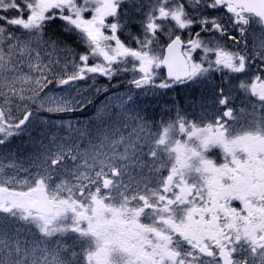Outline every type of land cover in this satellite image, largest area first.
Wrapping results in <instances>:
<instances>
[{
	"label": "snow or ice",
	"instance_id": "1",
	"mask_svg": "<svg viewBox=\"0 0 264 264\" xmlns=\"http://www.w3.org/2000/svg\"><path fill=\"white\" fill-rule=\"evenodd\" d=\"M0 264H264V0H0Z\"/></svg>",
	"mask_w": 264,
	"mask_h": 264
},
{
	"label": "flooded vegetation",
	"instance_id": "2",
	"mask_svg": "<svg viewBox=\"0 0 264 264\" xmlns=\"http://www.w3.org/2000/svg\"><path fill=\"white\" fill-rule=\"evenodd\" d=\"M71 242V241H70Z\"/></svg>",
	"mask_w": 264,
	"mask_h": 264
},
{
	"label": "rangeland",
	"instance_id": "3",
	"mask_svg": "<svg viewBox=\"0 0 264 264\" xmlns=\"http://www.w3.org/2000/svg\"><path fill=\"white\" fill-rule=\"evenodd\" d=\"M70 242V241H69Z\"/></svg>",
	"mask_w": 264,
	"mask_h": 264
}]
</instances>
